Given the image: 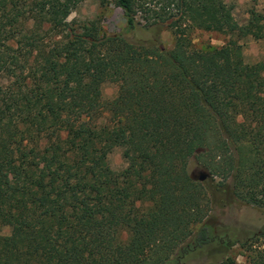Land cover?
Instances as JSON below:
<instances>
[{"label": "trees", "instance_id": "1", "mask_svg": "<svg viewBox=\"0 0 264 264\" xmlns=\"http://www.w3.org/2000/svg\"><path fill=\"white\" fill-rule=\"evenodd\" d=\"M82 1L0 0V264H179L234 244L264 264V225L236 243L207 222L228 199L264 213V54L241 56L264 14L239 25L226 0H96L150 34L130 42L68 21ZM194 30L227 41L194 49Z\"/></svg>", "mask_w": 264, "mask_h": 264}, {"label": "rangeland", "instance_id": "2", "mask_svg": "<svg viewBox=\"0 0 264 264\" xmlns=\"http://www.w3.org/2000/svg\"><path fill=\"white\" fill-rule=\"evenodd\" d=\"M226 1L232 6L233 18L239 25L248 19L250 10L264 14V0ZM96 19L99 22L101 32L106 35L124 34L130 42H136L137 40L144 41L150 38V34L142 30L134 33H126L125 21L121 10L112 5L100 7L96 0H83L67 18L68 21L74 20L78 22ZM190 39L192 47L198 50H203L208 47L218 48L227 41V37L221 34L199 30L192 31L190 33ZM160 40L165 49L171 48L172 40L169 33H161ZM241 44L243 63L251 65L262 58L264 54V40H252L249 38ZM100 91L102 102H108L115 97L117 85L115 83L105 82L102 84ZM107 121L108 113L104 111L97 123L104 124ZM107 163L114 171H120L125 167L119 148L113 149L108 154ZM200 171L204 170L195 164H190L189 174L191 178L196 177ZM12 175V171H7L8 179H11ZM207 222L213 226L216 232L215 234H225L230 241H236L238 243L264 225V213L253 207L228 199L225 203L221 202L214 207ZM0 234L7 235L8 228L1 227ZM219 258L226 259L228 264H244V255L238 244H234L226 253L223 250L216 249L214 245L205 246L183 257L179 264H206L210 260Z\"/></svg>", "mask_w": 264, "mask_h": 264}, {"label": "water", "instance_id": "3", "mask_svg": "<svg viewBox=\"0 0 264 264\" xmlns=\"http://www.w3.org/2000/svg\"><path fill=\"white\" fill-rule=\"evenodd\" d=\"M197 153H198V151H195V154H197ZM208 177H209V175L206 172L200 171V172H198L197 176L192 177V179L194 181H197V182H204Z\"/></svg>", "mask_w": 264, "mask_h": 264}]
</instances>
